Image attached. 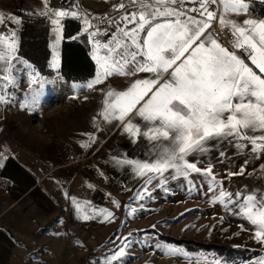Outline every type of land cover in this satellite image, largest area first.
Instances as JSON below:
<instances>
[{"label":"snow or ice","instance_id":"6c2138e0","mask_svg":"<svg viewBox=\"0 0 264 264\" xmlns=\"http://www.w3.org/2000/svg\"><path fill=\"white\" fill-rule=\"evenodd\" d=\"M43 2L39 15L47 17L53 26L56 43L61 39L63 21L75 18L83 23V31L94 45L96 77L74 84V90H95L112 76L130 80L122 90L101 89L102 107L93 117V126L102 130L99 119L121 127L134 145L141 136L150 145L146 158L123 155L110 159L114 167L143 180L134 199H143L150 191L148 185L163 187L169 179L192 184L194 175L203 176L207 191L213 194L211 202L226 208L231 204L236 209L232 214L248 222L252 238L264 248V165L259 173L255 168L249 173L259 176L256 184L235 193L223 190L211 160L203 168L198 166L213 151L221 158L217 163L230 164L226 149H231L233 156L243 155L244 159L239 170L226 169L230 178L244 176L250 160H264V14L257 13L256 0H130L134 10L129 11V5L121 2L113 5V11L123 10L119 16L99 18H89L75 5L64 8L50 5L49 0ZM258 2L264 5V0ZM232 15L246 18L237 22L230 18ZM97 19L99 24L93 23ZM4 20L0 15V24ZM8 20L22 23L14 16ZM112 26L115 31L107 42L97 39L108 35ZM18 53L16 30L0 34V105L18 103L22 111L34 110L40 106L43 80L31 65L25 64L31 69L29 93L17 99L9 91L20 82L15 74L19 70ZM33 84L39 87L31 88ZM85 135L88 141L81 147L87 149L97 137ZM5 159L7 156L0 154V167ZM72 202L85 221L96 215L103 218L102 222L114 219L106 209H94L90 217L82 213L83 207H91L87 202L82 205L75 198ZM113 204L120 207L116 201ZM135 212L133 208L129 214ZM131 243L129 237H123L122 246L96 264H122ZM181 251L173 247L164 250L165 255H179ZM252 264H264V255Z\"/></svg>","mask_w":264,"mask_h":264},{"label":"rangeland","instance_id":"374dc122","mask_svg":"<svg viewBox=\"0 0 264 264\" xmlns=\"http://www.w3.org/2000/svg\"><path fill=\"white\" fill-rule=\"evenodd\" d=\"M8 1H2L6 10H8ZM11 2L12 5L9 7L12 6V16L19 18L22 23L38 20L48 22V47L52 55L49 68L52 72L56 71V64L60 58L61 39L56 43L53 26L47 17L39 15L44 8L43 0H11ZM120 2L124 1L120 0ZM111 3L117 4L118 0H106L104 4ZM124 3L130 5L129 0ZM49 4L55 7H70L59 4L57 0H49ZM87 5L95 6L92 3ZM97 6L99 9L102 8V5ZM22 23L6 24L10 25L11 31L16 30L18 41ZM79 23L83 29V23ZM0 29H3L0 34L4 35L7 28ZM89 49L90 52L93 51L91 46ZM25 64L31 65L20 58L19 70L15 73L20 82L16 88H9L17 99H23L28 94L20 91L29 86L31 69L25 67ZM40 77L46 87L41 92L40 102L43 103L40 105L45 108L25 110L27 113L32 111L30 113L34 117L27 115L24 119L33 129L34 150L41 149V155L36 156L34 152L33 156L29 157V164L34 168L30 174H33L35 179H39L49 169L56 168L48 178L55 184L50 182L47 184L52 185V188L57 186L56 191L64 201L72 200L73 194L67 187L74 183L75 187H80V204L84 205L87 202L91 206L83 207V214L92 217L94 209H106L113 213L114 219L110 222H102L103 218L96 215L87 221L81 218L74 221L67 218L50 220L42 228L34 229L32 233L29 229H20L26 234L17 238L12 235V229L7 228V221L1 222L0 264H96L122 246L123 237H129L132 243L126 249L127 255L122 264H213L214 261H218L219 264H252L258 256L264 255V248L252 238L253 231L248 222L232 214L236 209L231 204L226 208L211 202L213 194L207 191L208 182L203 176L194 175L192 184L183 179H169L163 187L148 185L149 193H146L141 200L134 199L135 194L141 190L143 180H137L130 171L114 167L110 159L123 155L133 159L146 158L145 152L150 145L143 136L139 138L138 145H134L127 134H122L120 127L117 130L116 127H112L116 131L110 133V130L108 131L110 125L105 127L98 119L97 122L102 124L101 131H108L106 133L108 138H101L100 131H97V142L87 149L81 147L82 142L88 141L86 137L88 135L85 134L92 133V129L91 132L84 133L88 131L86 129L89 121L93 122V117L102 107L101 89L107 91L111 87L121 90L127 86L129 78L112 76L103 84L96 85L95 90H74L72 82L65 81L55 73L49 78L41 74ZM7 110L12 112V108ZM40 113L43 118L39 119V123L35 117L41 115ZM65 118L69 125L63 124ZM73 119L74 123H72ZM17 120L24 123L23 118ZM68 126L75 127V138L62 139V136L72 135L63 132ZM42 128H48L46 130L48 138L45 140L42 137L45 132ZM56 133L61 138H56ZM38 135L43 142L42 148L36 139ZM10 147H12V116L0 113V154L5 155V151L7 148L9 151ZM45 148H50L56 157H48ZM62 149L69 151L65 150L66 152L60 156L61 153L58 152ZM226 152L231 158L230 164L227 161L223 164L217 163L216 161L221 158L218 152L213 151L209 156L204 157L198 166L203 168L211 160L214 164L213 173L221 182L223 190L232 193L259 181L257 174L249 175V173H253L254 168L256 173H259V167L264 165V160H250L244 176L228 178L226 169L239 170L244 157L233 156L231 149H226ZM10 169L6 167L0 170V179H8L12 184V169ZM153 184H156V181H153ZM17 192L18 189L13 185L9 197L5 198L0 194V213L12 202ZM76 197L75 195V199ZM113 201H116L120 207L117 208ZM133 208L136 212L130 215ZM59 215L66 216L67 213L60 212ZM210 246L217 247L218 250ZM166 247L178 248L182 250L181 254L165 255ZM229 250L231 252H228Z\"/></svg>","mask_w":264,"mask_h":264},{"label":"crops","instance_id":"0c3cea01","mask_svg":"<svg viewBox=\"0 0 264 264\" xmlns=\"http://www.w3.org/2000/svg\"><path fill=\"white\" fill-rule=\"evenodd\" d=\"M2 1L6 2L7 0H0V15H2L5 18L4 23L0 24V28L1 27L7 28L5 29V31L8 33L5 32L4 35H8L11 32V29L9 27L10 25H6V24L12 23L11 21L8 20V17L12 16V10H11L12 6L9 7V5H12V2L11 0L8 1L9 2L7 6L8 10H6L4 9L6 6L2 5ZM119 3H121L120 0H118L117 4ZM129 3H130V0H129ZM255 9L257 13L264 14V5L257 6L255 7ZM128 10L129 11L134 10V6H132L131 3L129 5ZM122 11L123 10L115 11L116 17L119 16ZM230 18L233 20H236L237 22H242V20L245 19L246 17L232 15L230 16ZM129 27H132V25H129ZM2 30L3 29H0V32H2ZM62 31H63V28L61 30V43H60L59 53H60L61 45L63 41ZM80 34H81V31H80ZM90 58L96 67H95L94 76L86 82L93 80L96 77V74L98 71V65L95 59L93 58L92 50L90 52ZM59 70H60V58H59L58 64H56V71H54V73L57 75H60ZM140 75L147 76L148 74L141 73ZM86 82H83V83H86ZM129 83H130V80L128 79L127 86ZM72 84H82V83L72 82ZM26 87L27 89L22 88L20 89V91L24 93H29L30 86H26ZM38 87H39L38 85H31V88H34V89ZM44 88L46 87L43 85V88L40 89V91L43 92ZM42 103L43 102H40V104ZM10 104H11L10 106L0 105V113H4V114L6 113L7 116L8 115L12 116V147H10L9 151L7 148L6 150L7 153L5 151V155L7 156V159L3 160V167H0V170L2 171L6 169V167L8 169L9 167L12 169V170L10 169L12 172V180H11L12 187L14 185V187L17 188L19 192H17V194L12 198V202L7 206V208L0 213V223L1 222L4 223L5 221H7V225H8L7 228L12 229V235L15 238H17V237L24 236L26 234L24 231L22 232L20 229H29L30 233H32L34 229L37 228L38 230L42 228V226H44L50 220L55 221L61 218L62 219L67 218L73 221L80 220L79 218L80 214L77 213L76 207L74 206L72 200L68 199L67 201H64L63 197L59 196V194L56 191L57 186H54V188H52V185L50 186L49 184H47L48 182L53 181V180H48V178L52 175L54 171H56L54 170L56 168L49 169L48 172L39 179L38 178L35 179L32 176L33 174L32 175L30 174V172H33L34 168L31 167L32 164L31 165L29 164L30 162L29 157L33 156L34 152L36 156L41 155L40 154L41 149L34 150V147L32 144L33 129L30 127L28 123H26L28 121L24 120L27 115L32 117L33 114L30 113L32 111L27 113L25 110L24 111L19 110L20 108L18 106V103H10ZM41 107L45 108V106H42V105H40L38 108H41ZM9 108H12V112L7 110ZM2 109H3V112H2ZM40 114L41 115L35 117L37 118V122L39 121V123H40L39 119L43 118L42 113ZM18 118H23L24 123L19 122L17 120ZM72 123H74V119ZM63 124L69 125V122L66 120L63 122ZM104 125L105 127L107 126V124H104ZM87 127L88 129L86 130L88 131L84 133L91 132L90 130L92 129L91 134H94L97 137V130L93 126V122L91 123L89 121ZM117 128L119 127H116V130ZM42 129L43 131H45L42 135L43 140H45L48 138L47 133H46V130L48 128L47 129L42 128ZM113 129L114 128L110 126L108 131L110 130V133L111 131H116ZM75 131H76L75 127L69 128L68 126L67 128H64L63 129L64 134L71 133L72 135L62 136V139L75 138L74 136ZM108 131H105V130L100 131L99 132L100 137L101 138L106 137L105 139H107L108 137L106 133ZM86 137L88 138V136ZM56 138H61V136H59L56 133ZM36 139H38L40 147L42 148L43 142L41 140L40 135H38ZM65 150L69 151V149H62L61 151L58 152V153H61L59 155L62 156L64 152H66ZM45 154H48V157H51V156L56 157V154L52 153L50 148L46 149ZM29 174L31 176H29ZM50 184L54 185L55 183L50 182ZM67 188L69 189V192L73 194L72 198H75V195H76L77 197L75 200L80 203V200H79L80 187L79 188L77 186L75 187L74 183H72V185L71 186L69 185ZM60 212L61 213L66 212L67 215L66 216L59 215ZM27 236H28V233H27Z\"/></svg>","mask_w":264,"mask_h":264},{"label":"trees","instance_id":"16d2710c","mask_svg":"<svg viewBox=\"0 0 264 264\" xmlns=\"http://www.w3.org/2000/svg\"><path fill=\"white\" fill-rule=\"evenodd\" d=\"M63 24L60 76L67 82H86L94 76L96 67L90 58L88 42L80 34L81 25L77 19L66 18ZM48 25L44 20L23 21L19 33V57L30 63L45 78L54 74L49 68L52 55L48 47ZM211 248L218 250L217 247Z\"/></svg>","mask_w":264,"mask_h":264},{"label":"built area","instance_id":"2783aa9c","mask_svg":"<svg viewBox=\"0 0 264 264\" xmlns=\"http://www.w3.org/2000/svg\"><path fill=\"white\" fill-rule=\"evenodd\" d=\"M124 2H127L128 0H123ZM57 2L65 7L74 5L77 6V9L81 13H87L89 15V18L95 16L97 18L103 17V16H108V17H114L115 16V11H113V5L115 3L111 4H104L106 0H57ZM88 3H92L95 6L93 7H88ZM97 5H102V8L99 9ZM116 5V4H115ZM258 0H256V3L254 4V7L260 6ZM213 8L217 7L216 5L212 6ZM81 22V21H79ZM95 24H99V20L97 19L96 21H93ZM214 23V27H215ZM101 28L105 27V25H100ZM84 28V27H83ZM114 32V26L109 28L108 30V35H101L97 37V39H100L102 42H107L111 33ZM81 35L85 36L87 39L88 44L93 48L94 45L92 42L89 41L88 38V33L84 32L83 29L81 31ZM12 192V184L8 179H0V194L3 197H9Z\"/></svg>","mask_w":264,"mask_h":264}]
</instances>
